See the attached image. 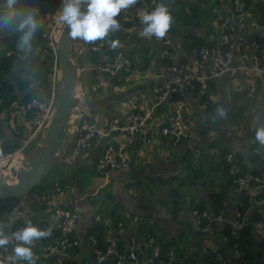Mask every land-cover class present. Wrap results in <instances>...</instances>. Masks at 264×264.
I'll use <instances>...</instances> for the list:
<instances>
[{"label":"crops","instance_id":"crops-1","mask_svg":"<svg viewBox=\"0 0 264 264\" xmlns=\"http://www.w3.org/2000/svg\"><path fill=\"white\" fill-rule=\"evenodd\" d=\"M243 2L244 13L238 14L228 1L171 0L179 17L160 40L140 35L142 17L128 14L137 3L121 12V19L131 26L121 25L115 33L117 38H106L108 51L104 44L92 45L102 46V51L97 52L84 43L85 50L80 57L84 84L81 110H85L91 120L102 126L107 119L124 120L132 112L153 109L155 126L180 115L189 128L190 137L173 145L155 132L152 144L128 147L129 169H107L101 173L96 170V162L105 146L125 143L127 135L121 130L109 136L101 134L89 150L75 155L74 141L83 134L77 129V123L65 162L54 168L38 191L20 199L13 214L5 210L0 217L7 235L16 222L31 221L40 229L51 231L50 236L32 245L36 264H97L88 241L90 235L96 236L102 245L114 244L123 250L136 240L138 264H166L152 257L147 245L151 237L160 246H168L176 252L174 264H218L219 253L229 263L236 264L233 249L239 244H232L227 232L230 230L237 240L242 238L244 242L247 237L243 236L242 229L245 227L249 229V262L261 264L264 198L256 196L264 189V147L256 143L254 137L256 128L264 124V75L248 71L233 78L226 74L199 81L192 91L173 95L160 103L154 96L155 87L169 81V66H192L197 51L191 46L196 38L202 39L205 46L218 44L232 49L236 63L249 68L255 66L253 57L264 47V31L260 29L264 24V0ZM52 3L46 5L47 14H43L50 19L48 8L58 6ZM31 4L39 8L35 1ZM19 28L10 24L0 36L23 33ZM225 35L229 36L228 40L224 39ZM107 40L119 41L118 47L111 49ZM118 51L133 59L137 77L112 78L96 69L103 57H112ZM92 52L99 53V58L91 56ZM22 56L24 58L20 59L24 60L26 55ZM28 79L39 93L48 92L49 89L39 88L32 76ZM15 93L18 99L0 111V146L16 150L28 135L30 115L23 112L22 92L15 90ZM3 103L5 100L0 95V107ZM221 105L228 111L226 118L216 111ZM196 148L202 152L198 162H194L193 157ZM229 153L236 157L237 172L241 170L244 176L261 180L252 182V190H239L229 180L225 172ZM218 193L226 195L219 215L224 222L197 223L193 210L205 208L213 214L212 198ZM245 194L251 206L241 214L239 207ZM62 208L76 210L79 214L75 232L78 244L64 251L47 253L45 249L61 235L57 211ZM236 222L242 223L241 229L235 226ZM228 225L231 228H227ZM112 261L102 264H115Z\"/></svg>","mask_w":264,"mask_h":264},{"label":"built area","instance_id":"built-area-1","mask_svg":"<svg viewBox=\"0 0 264 264\" xmlns=\"http://www.w3.org/2000/svg\"><path fill=\"white\" fill-rule=\"evenodd\" d=\"M223 1L231 2L234 12L238 14L244 13L245 3L243 0ZM161 3V0H139L134 11L128 12V14L131 15L133 13L135 16L142 17L145 11L150 12ZM0 8L6 9L1 3ZM28 14L34 16L38 24L37 30H43V37L47 39L46 45L37 48L36 53H39L43 58H50L52 61V73L50 75L51 87L48 92H40L38 96L24 103L22 107L23 112L30 115V130L23 144L13 152H5L0 146V171L14 166L23 158L26 148L43 130L56 98L55 84L58 65V39L62 24L57 23L58 17L55 18L51 16L52 19H50L41 16L39 14V8L32 4L28 5L25 16ZM14 15L15 10H13L12 17ZM0 25H2L0 26L1 34L6 28L10 27L4 14H1ZM260 29L264 31V24L260 26ZM19 30L21 29L19 28ZM211 39L213 40L215 37L211 36ZM224 39L228 40L229 36L225 35ZM92 50L101 52L102 46H92ZM7 55L10 56L13 54L9 52ZM18 56L24 58L21 54H18ZM253 62L255 65L253 68L236 63L232 49L223 48L218 44L202 47L197 52L192 66L179 67L173 64L168 67L170 79L165 85L155 87V99L160 103L173 95H183L192 91L199 81L217 78L226 74L233 78L239 77L248 71L260 72L264 75V47L254 55ZM96 69L112 78L137 77L135 62L122 51L116 52L112 57H103L97 64ZM152 114L153 109L147 110L146 112H132L128 114L124 120L113 117L109 120H105L101 126L97 121L91 120L88 113L82 109L79 113L77 129L83 132V134L75 139L73 154L78 155L89 150L99 135L109 136L110 133L121 130L127 135L126 142L122 144L110 143L105 146L97 159L96 170L101 173H104L107 169L127 170L130 167L128 147L136 144L142 146L152 144L155 132L168 138L169 143L173 145H178L190 137L189 128L180 115L170 118L161 126H155L152 122ZM193 157L194 162H198L202 158V152L199 148L194 150ZM227 161L231 164L230 173L236 176L234 183L239 190H252V182L254 180L261 182L258 178L237 175L236 157L234 153L228 154ZM57 215L60 218L61 235L54 244H51L49 248L45 249L47 253L54 250L64 251L78 244L75 235L79 218L78 212L76 210L62 208L58 209ZM193 216L199 224L206 222L207 225H210L214 222H224L222 216H215L211 212L205 210L199 211L195 209L193 210ZM26 224L27 223H23L11 229L9 236L25 227ZM235 224L238 229L242 228L241 222H236ZM88 241L97 264H102L110 260H115L116 264H138L137 250L139 244L136 240L131 241L129 247L124 250L114 244L102 245L99 239L94 235L88 236ZM15 245L16 241L10 240L8 245L0 248V261L15 263L13 252ZM147 245L154 259L163 260L166 264H174L176 262V252L172 249L164 252L162 246L157 244L153 237L149 238ZM233 253L238 260L236 264H247L246 253L240 249L238 245L234 246ZM217 260L218 264H231L220 253L217 255ZM261 264H264V256L261 259Z\"/></svg>","mask_w":264,"mask_h":264},{"label":"water","instance_id":"water-1","mask_svg":"<svg viewBox=\"0 0 264 264\" xmlns=\"http://www.w3.org/2000/svg\"><path fill=\"white\" fill-rule=\"evenodd\" d=\"M86 5H82V10ZM85 42L73 40L64 24L58 39L56 98L43 130L26 148L14 166L0 171V200L23 199L41 184L59 164L65 162L76 134L83 101L80 57ZM83 133V132H82Z\"/></svg>","mask_w":264,"mask_h":264},{"label":"clouds","instance_id":"clouds-1","mask_svg":"<svg viewBox=\"0 0 264 264\" xmlns=\"http://www.w3.org/2000/svg\"><path fill=\"white\" fill-rule=\"evenodd\" d=\"M138 2L139 0H62L57 23L66 26L68 35L73 40L79 39L85 43L103 41L120 30L121 25L117 17L121 12L128 10ZM16 3L17 0H6V19L12 18ZM82 5H86L83 10ZM172 22L173 16L169 8L161 3L152 11L144 12L141 19L143 29L140 35L148 38L155 37L157 40L163 39L169 32ZM19 27L23 31L21 47L30 48V41L38 28L34 16L26 15ZM107 43L114 50L118 47L119 41L107 40ZM216 111L222 117L226 118L228 115L223 105ZM254 140L264 147V124L256 128ZM50 235V230L40 229L29 221L25 227L9 236L4 231V225L0 223V248L8 245L10 240H15L14 261L36 264L32 245L34 241L45 239Z\"/></svg>","mask_w":264,"mask_h":264},{"label":"trees","instance_id":"trees-1","mask_svg":"<svg viewBox=\"0 0 264 264\" xmlns=\"http://www.w3.org/2000/svg\"><path fill=\"white\" fill-rule=\"evenodd\" d=\"M55 3L58 2L57 0H54ZM163 4H165L173 16V24L177 22V18L179 17L178 13L175 12V10L172 7L171 0H161ZM0 3L2 5L6 4V0H0ZM31 0H17V3L14 7L15 15L11 19H7V21L12 24L14 27H17L20 25V23L23 20V17L27 13V7L29 4H31ZM6 6V5H4ZM40 8V7H39ZM1 9V8H0ZM42 11L47 13V8H41ZM49 10V9H48ZM50 11V10H49ZM55 10H52L54 12ZM51 12V11H50ZM1 14H4L6 17L7 10L4 9ZM117 20L119 21L120 25L124 27L131 26V23L128 21H123L120 16L117 17ZM23 33L15 32L11 35H4L0 36V95L4 98L5 103H3V106L0 107V111L3 109V107H6L13 103L15 100L18 99V95L15 93V90H19L22 92V103H26L31 98L38 96L39 91L35 87H31L32 81L28 79V77H33L36 82H38L39 88L43 89H50L51 87V80L49 78V74L52 73V61L50 58L42 57L39 53H36L37 48L44 47L47 43V39L43 38L42 32L40 30H36V32L33 35L32 40L30 41V48L29 47H21V37ZM109 37L111 38H117L115 33L111 34ZM103 41H96L94 43H87V45H90L92 47L93 44H104L105 50L108 51V46ZM104 42V43H103ZM209 46H212L211 44H208ZM205 46V43L202 39L196 38V42L192 44L191 48L196 50L197 52ZM11 52L13 55L8 56L7 54ZM17 54L26 55L24 60H21L20 57H18ZM99 54V53H98ZM97 52H92L91 56H94L96 59L99 58V55ZM2 105V103H1ZM2 148L5 152H13L15 148L7 149L3 145ZM231 164L226 163L225 172L229 177L230 181H235V175H232L230 170ZM238 176H244L242 171L239 170L237 172ZM44 182V181H43ZM39 184L32 192L31 194H34L36 191H38L42 184ZM235 185V183H234ZM30 194V195H31ZM258 199L264 198V189L260 190L259 193L256 196ZM243 204L239 207V211L244 213L245 209H248L251 206V200L247 194L243 196ZM20 199H5L0 200V217L2 218L4 216L5 210H8L10 214H13L14 208L17 206ZM226 202V195L223 193H218L212 198V212L213 215L219 216L223 209ZM199 211H204L205 208H198ZM23 224L16 222V226ZM15 226V227H16ZM229 226V225H228ZM14 227V228H15ZM231 228V226L227 227ZM243 236H246L247 238L242 241V238L235 237L234 234L229 230L227 232V236L230 238V241L232 244H239L240 249H242L246 253V260L247 264H251L249 261L250 259V239L249 236V229L244 228L242 229ZM241 234V235H242ZM237 236V235H236ZM163 251L166 252L169 250L168 246H163ZM21 264H26L24 261H20ZM116 264V261L113 260ZM0 264H11L8 262H0Z\"/></svg>","mask_w":264,"mask_h":264},{"label":"rangeland","instance_id":"rangeland-1","mask_svg":"<svg viewBox=\"0 0 264 264\" xmlns=\"http://www.w3.org/2000/svg\"><path fill=\"white\" fill-rule=\"evenodd\" d=\"M35 1V3H36V5H39V14H41V15H43L44 14V12L42 11V9L41 8H45L46 9V5L47 4H53L52 2H54V0H32V2H34ZM47 2V3H46ZM57 2H58V6H57V8L56 7H54V6H52V7H50V8H48L51 12H48V14H50L51 16H53V17H55V18H57L58 16H59V10L58 9H60L61 8V6H62V0H57ZM38 7V6H37ZM52 9L53 10H55L54 12H52ZM45 14H47V13H45ZM44 16V15H43Z\"/></svg>","mask_w":264,"mask_h":264}]
</instances>
